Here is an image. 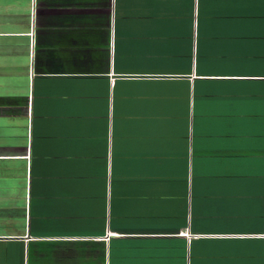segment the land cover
<instances>
[{
  "label": "crops",
  "instance_id": "crops-1",
  "mask_svg": "<svg viewBox=\"0 0 264 264\" xmlns=\"http://www.w3.org/2000/svg\"><path fill=\"white\" fill-rule=\"evenodd\" d=\"M0 264H264V0H0Z\"/></svg>",
  "mask_w": 264,
  "mask_h": 264
}]
</instances>
